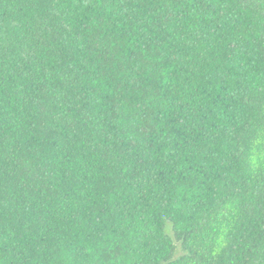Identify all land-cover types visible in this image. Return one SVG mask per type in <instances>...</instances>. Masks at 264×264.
Instances as JSON below:
<instances>
[{"label": "trees", "instance_id": "1", "mask_svg": "<svg viewBox=\"0 0 264 264\" xmlns=\"http://www.w3.org/2000/svg\"><path fill=\"white\" fill-rule=\"evenodd\" d=\"M0 264H264V0H0Z\"/></svg>", "mask_w": 264, "mask_h": 264}]
</instances>
